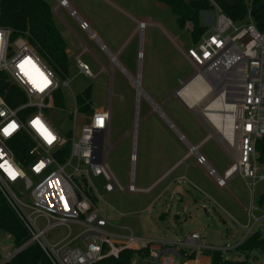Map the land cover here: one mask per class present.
<instances>
[{"label":"built area","instance_id":"obj_1","mask_svg":"<svg viewBox=\"0 0 264 264\" xmlns=\"http://www.w3.org/2000/svg\"><path fill=\"white\" fill-rule=\"evenodd\" d=\"M208 1L213 23L185 56L194 69L191 80L198 79L205 97L217 92L200 116L211 129L210 114L214 112L209 109L228 107L224 119L232 126L220 144L233 148V136L237 143L234 161L222 178L197 153V147H190L189 153L196 156V163L205 168L217 187L223 188L234 176H240L250 181L253 191L257 183L264 182V165L257 150L258 142L264 141V31L254 25L250 9L245 21L235 24ZM56 3L55 14L58 9L65 10L81 31L89 33L88 24L71 9L68 0ZM14 34V30L0 27V196L22 224L28 240L5 254L0 264H9L31 245L40 249L48 264H100L108 258L117 259L124 251L133 253L130 264H211L210 255L215 252L222 261L233 262L226 258L227 253L236 252L251 234L233 248L215 249L204 245L197 233L160 241L137 238L127 228H119L128 232L125 235L107 230L112 225L98 209V201L115 191L134 194L150 190L135 187L136 138L129 156V185L123 189L111 174L104 153L110 112L93 110L85 118L74 99L75 108L69 116L72 128H58L52 120L54 110H60L54 105L55 95L68 88L69 81L48 67L28 43L27 35ZM85 53L74 58L75 67L79 74L94 79L81 61ZM37 117L56 137L51 144L33 126ZM80 120L82 124L76 127ZM12 124L16 128L5 135L3 130ZM179 138L185 140L181 135ZM9 167L19 173L15 179L10 178ZM72 226L80 231L74 237ZM60 227L68 230L67 236L52 244L49 233ZM75 243L78 246L71 247Z\"/></svg>","mask_w":264,"mask_h":264},{"label":"rangeland","instance_id":"obj_2","mask_svg":"<svg viewBox=\"0 0 264 264\" xmlns=\"http://www.w3.org/2000/svg\"><path fill=\"white\" fill-rule=\"evenodd\" d=\"M43 1L52 11L53 20L72 52L68 77L65 78L69 87L61 90L64 107L53 112L52 120L58 128L62 131L72 128L69 116L75 108L74 99L76 101L85 89L91 87L92 110H106L111 116L107 144H104L107 166L119 185L126 189L132 140L136 138L135 187L142 190L149 185L150 179H155L154 174H150L154 158L165 160L166 170L187 152L178 141L179 136L177 138L176 134L164 128L167 125L155 106L173 124L178 135L194 148L197 146V153L222 178L223 171L233 163L230 156L235 155V150L225 145L226 154L217 143H220V134L211 130L200 116L217 92L198 101V107L191 111L177 97L170 96L171 89L173 94L176 93L194 74V69L183 58V54L193 47L191 24H186L184 29L179 28L170 9L156 0H68L80 18H88L91 32L115 58L117 65H112L110 57L78 31L68 12L58 9L57 18L53 12L56 0ZM205 17L212 21L214 18L210 13H201V24L207 23ZM140 24L143 25L141 30ZM82 50L86 53L81 61L96 76L94 79L79 74L75 67L74 57ZM132 81L139 84L143 95L139 94ZM81 124L80 120L76 127ZM204 139L207 140L200 145ZM236 141L235 138V145ZM190 174L197 183L188 179L189 183L185 182L184 187L190 191L195 204L185 215L177 213L179 223L175 220V204L152 200L157 190L146 196L144 193L115 191L105 196L103 201H98V209L112 225L107 230L112 234L125 235L128 232L119 228H127L137 238L160 241H176L197 233L204 245L215 249L233 248L255 232L264 238V216H261L264 215V205L259 204L264 197V182L257 183L252 192L249 180L234 176L226 187L217 189L215 181H211L212 178L200 166L193 168ZM96 184L101 190V182L97 180ZM150 201L152 203L148 206ZM227 203L241 210V225H247L246 228L232 221ZM162 214L164 219L161 220ZM71 229L73 237L80 232L74 226ZM67 231L63 227L57 228L49 233L48 239L52 244L59 242L67 236ZM75 246L78 243L71 247ZM14 249L12 239L1 235L0 260ZM226 258L238 263L264 264V248L248 254L231 251Z\"/></svg>","mask_w":264,"mask_h":264},{"label":"trees","instance_id":"obj_3","mask_svg":"<svg viewBox=\"0 0 264 264\" xmlns=\"http://www.w3.org/2000/svg\"><path fill=\"white\" fill-rule=\"evenodd\" d=\"M168 7L175 17L179 28L184 29L191 24L190 37L195 45L208 27L200 23V14L210 12L212 7L208 0H156ZM222 12L235 24H242L250 9V17L260 31H264V0H233L234 6L228 7L221 0H212ZM0 27L14 30L15 37L27 35L28 43L35 48L37 54L62 80L68 77L69 58L66 54V44L53 21L52 11L43 0H0ZM7 99V98H6ZM8 103H13L7 99ZM54 105L63 109L62 92L55 95ZM76 105L82 116H91V87L85 89L77 98ZM66 135H69L66 132ZM68 147V146H67ZM261 164L264 165V141L258 142ZM19 157H21L18 154ZM264 205V197L259 200ZM7 235L12 239L14 248H18L28 240V235L22 224L5 204L0 196V236ZM264 248V238L259 232L248 236L236 251L248 254L253 250ZM133 253L124 251L117 259L108 258L100 264H130ZM211 264H247L224 262L218 252L212 253ZM9 264H48L40 249L31 245L14 257Z\"/></svg>","mask_w":264,"mask_h":264},{"label":"crops","instance_id":"obj_4","mask_svg":"<svg viewBox=\"0 0 264 264\" xmlns=\"http://www.w3.org/2000/svg\"><path fill=\"white\" fill-rule=\"evenodd\" d=\"M186 3L189 2L187 0H184ZM58 11V10H57ZM205 13H208V12H205ZM57 15V13H56ZM57 18L58 15H57ZM70 18V17H69ZM74 23L75 25L77 26V29L80 33L84 34L88 39L89 41H91L92 44H94L96 47H98L101 51L105 52L109 57H110V61L112 63V65H117V62L115 61V58L110 56V54L107 52L106 48L104 47V45L102 44V42L98 39V37H96L90 30V24L89 22L86 20L88 19L87 17H82L80 18L81 20H83L84 22H86L88 24V27H89V33H86V32H83L81 31L79 28H78V25H77V22L70 18ZM205 20L207 21L206 24H201L202 26H207L208 28L212 25V20L211 19H207L205 17ZM54 21V20H53ZM205 22V21H204ZM55 23V21H54ZM55 26L58 30V32L60 33L61 37L63 38L62 36V33H61V30L58 28L57 24L55 23ZM66 27V26H65ZM68 30H70L68 27H66ZM74 35V34H73ZM75 37V36H74ZM93 37V39L91 38ZM64 40V38H63ZM65 42V41H64ZM66 44V43H65ZM71 46V45H70ZM71 48H68L67 45H66V54L68 56V58L70 59V56H71ZM86 51V50H84ZM83 52L80 51V53H77L75 55V57L79 56L81 53ZM75 54V53H74ZM84 55V54H83ZM74 57V58H75ZM183 58H184V61L189 64L192 68L193 66L191 65V63L189 62V60L187 59V57L185 56V53L183 54ZM113 61V62H112ZM132 78H129V80H131ZM178 83H180V81H178ZM139 85V84H138ZM140 87V86H139ZM174 89V88H173ZM141 91V89H140ZM173 90L171 89L170 91V96L173 97ZM205 89L203 88L202 92L200 93L199 96H204L205 95ZM181 102V101H180ZM182 103V102H181ZM180 103V104H181ZM183 104V103H182ZM153 106V105H152ZM155 107V106H153ZM184 107L188 109V111L191 109H189L186 104H184ZM157 108V107H155ZM187 109H184L187 111ZM158 114L163 118V120L165 121L166 123V130L169 131V132H172L174 134H176L177 138H178V131L174 128L173 124H171L164 116H162L161 112L158 110ZM189 113V112H188ZM161 130V129H160ZM212 130V129H211ZM207 139H204L200 145H202ZM178 141L180 143L183 144V147L185 149H187V152L182 155L179 159H175V161H173V163L170 164V166L165 170V160L161 159V158H154L153 159V164L152 166H150V174H154V178L155 179H150L149 181V185L147 187H145L144 189L142 190H148L150 188V190L148 192H145L143 195L146 196V195H151L154 193L155 190H157L154 194H153V198L152 200H156V201H159V202H162L164 201L166 204L168 203V201L170 202V204H175L176 205V216H175V220L179 223L180 220H177L178 217H177V213L178 212H181L183 215H185L186 213L189 212V208L192 207L194 204H195V201L193 200L192 198V195L190 193L189 190H187L185 187H184V183H189L188 182V179L190 180H193L192 179V176H190V171H192L193 168L195 167H199V165L196 163V159L194 158V160L192 159L194 157L193 154H190L189 153V149L190 147H193L191 146V144H189L186 140L184 141H180V139H178ZM217 142V141H216ZM218 145H220V147L225 151L226 153V150H225V145L222 146L219 142H217ZM181 144V145H182ZM200 145H198L200 147ZM197 147V146H195ZM198 147V148H199ZM227 154V153H226ZM234 157L235 155H232L230 156V158L232 159V161H234ZM191 159H192V162H191ZM203 171L206 173V175L209 177L207 171L205 170V168H203L202 166H200ZM192 168V169H191ZM164 169V170H163ZM228 169V168H227ZM225 169L223 171V174L226 172ZM163 170V171H162ZM151 176V175H150ZM240 177V176H239ZM211 178V177H209ZM241 178V177H240ZM243 179V178H242ZM245 180V179H243ZM194 182H196L195 180H193ZM211 181L214 182V180L212 179ZM230 181V180H229ZM228 181V182H229ZM227 182V183H228ZM197 183V182H196ZM227 185V184H226ZM154 186V187H153ZM226 187V186H225ZM224 188V187H223ZM203 189H206V187H203ZM217 189H222V188H217ZM207 190V189H206ZM153 191V192H152ZM254 191V190H253ZM252 191V192H253ZM219 192V191H218ZM235 203H237V200L235 199L234 201ZM151 201L150 203L148 204L151 205ZM162 204V203H161ZM226 204V202H225ZM228 208L227 211L229 213V215L231 216L232 221L239 224L240 226H243L242 228H246L247 225H241L243 224L242 223V220L240 219L239 217V212H241V210L239 208H236L237 206H230V204H228ZM163 206V205H162ZM120 216H123L120 214ZM261 216H264V215H261ZM260 216V218H261ZM160 219H164V215L162 214L160 216ZM248 221V220H247ZM247 224V223H246Z\"/></svg>","mask_w":264,"mask_h":264},{"label":"bare ground","instance_id":"obj_5","mask_svg":"<svg viewBox=\"0 0 264 264\" xmlns=\"http://www.w3.org/2000/svg\"><path fill=\"white\" fill-rule=\"evenodd\" d=\"M133 85L135 86V88L138 90L140 95H143L142 92L140 91V87L138 85V83H136L135 81H132ZM202 88H200L198 79H192L188 82L187 85H185L184 87H181L177 92L178 93V97L179 99L186 104V106L193 110L196 109L199 105L200 100H203V98H205L206 94L204 96H199L200 93L202 92ZM197 98V99H196ZM198 102V103H197ZM224 105V104H222ZM155 108V107H154ZM225 108H228L226 106H221V109H213V106L211 107V109H209V112H214L211 113L210 117L212 118V122L213 125L211 127L212 130L216 131L217 133L220 134L221 139L220 141L224 140V134H226V136L228 135V133H230V131L228 129H231L232 123L228 120L224 119V115L225 113H227V110ZM155 110L158 112V108H155ZM159 113V112H158ZM235 136H233V139L231 140L232 144H233V148L230 149H234L235 147ZM230 142V140H229Z\"/></svg>","mask_w":264,"mask_h":264},{"label":"clouds","instance_id":"obj_6","mask_svg":"<svg viewBox=\"0 0 264 264\" xmlns=\"http://www.w3.org/2000/svg\"><path fill=\"white\" fill-rule=\"evenodd\" d=\"M33 121H36L38 122L37 125L35 126V128L37 129V131L44 137V139L48 142L49 139H51V137H53V133L45 126V124L41 121V119L39 117H37L36 119H34ZM33 121H32V124H33ZM47 129V131L45 132L44 130ZM43 133V134H42ZM46 137H48V139H46ZM55 137V136H54ZM56 139V137H55ZM54 139V140H55ZM52 140V142L54 141ZM51 142V143H52ZM49 143V144H51ZM42 163V162H41Z\"/></svg>","mask_w":264,"mask_h":264},{"label":"snow or ice","instance_id":"obj_7","mask_svg":"<svg viewBox=\"0 0 264 264\" xmlns=\"http://www.w3.org/2000/svg\"><path fill=\"white\" fill-rule=\"evenodd\" d=\"M46 82H47V81H46ZM101 122H102V118H101ZM37 123H38V122L33 121V126L35 127V126L37 125ZM15 128H16V125H15V124H12V125H10V127H9L8 129H4L3 131H4L5 135H8V134H10V131H11V130H14ZM44 131L46 132L47 129H45ZM42 134H43V133H42ZM46 139H48V137H46ZM54 139H55V137L53 136V137H51V139L48 140V142L51 143L52 140H54ZM8 174H9L10 178H12V179H15V177H16L17 175H19V173H17L14 169H12V168H10V167H9V169H8ZM66 207H67V205H66Z\"/></svg>","mask_w":264,"mask_h":264},{"label":"water","instance_id":"obj_8","mask_svg":"<svg viewBox=\"0 0 264 264\" xmlns=\"http://www.w3.org/2000/svg\"><path fill=\"white\" fill-rule=\"evenodd\" d=\"M221 1H222V3H223L224 5H226V6H228V7H233V6H234V2H233V0H221ZM190 80H191V79H190ZM190 80H189V81H190ZM189 81H188V82H189ZM188 82H186L185 84H183L181 87H184L185 85H187ZM181 87H180V88H181ZM180 88H179V89H180ZM179 89H178V90H179ZM178 90H177V91H178ZM177 91H176V93L173 94V96H174V97H177V98L179 99V97H178V93H179V92H177ZM179 100H180V99H179ZM180 101H181V100H180ZM181 102H182V101H181ZM182 103H183V102H182ZM183 104H184V103H183Z\"/></svg>","mask_w":264,"mask_h":264}]
</instances>
